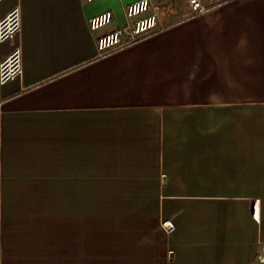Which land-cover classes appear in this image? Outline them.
<instances>
[{
	"label": "crops",
	"instance_id": "1",
	"mask_svg": "<svg viewBox=\"0 0 264 264\" xmlns=\"http://www.w3.org/2000/svg\"><path fill=\"white\" fill-rule=\"evenodd\" d=\"M132 1H0V264H259L264 0H152L167 26L99 55Z\"/></svg>",
	"mask_w": 264,
	"mask_h": 264
},
{
	"label": "built area",
	"instance_id": "2",
	"mask_svg": "<svg viewBox=\"0 0 264 264\" xmlns=\"http://www.w3.org/2000/svg\"><path fill=\"white\" fill-rule=\"evenodd\" d=\"M2 1V0H0ZM92 2L94 0H84ZM187 11L183 18H194L210 12L219 0H183ZM162 7L152 0H135L124 6V24L115 26L110 32L95 37V45L99 55L115 52L125 46L134 44L148 36L162 31L168 23L160 20ZM90 32H96L106 26L114 24V15L106 10L87 19ZM20 10L18 6L12 8L4 17L0 18V43L13 38L20 32ZM22 73L21 51L16 47L12 52L0 60V84L20 76ZM165 179L162 178V183ZM161 228L168 234L175 226L170 221L161 222ZM259 264H264V242L260 243L256 256Z\"/></svg>",
	"mask_w": 264,
	"mask_h": 264
}]
</instances>
